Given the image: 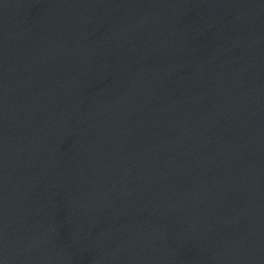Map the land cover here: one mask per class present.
Here are the masks:
<instances>
[{"label":"water","instance_id":"95a60500","mask_svg":"<svg viewBox=\"0 0 264 264\" xmlns=\"http://www.w3.org/2000/svg\"><path fill=\"white\" fill-rule=\"evenodd\" d=\"M0 264H187L89 0H0Z\"/></svg>","mask_w":264,"mask_h":264}]
</instances>
